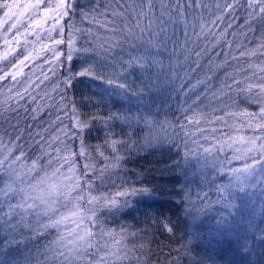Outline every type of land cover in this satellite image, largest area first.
<instances>
[{
	"label": "trees",
	"instance_id": "16d2710c",
	"mask_svg": "<svg viewBox=\"0 0 264 264\" xmlns=\"http://www.w3.org/2000/svg\"><path fill=\"white\" fill-rule=\"evenodd\" d=\"M202 1L213 10L210 34H202L185 59L173 52L171 67L167 47L155 46L160 63L150 72L140 70L134 45L123 51L109 46L105 37L110 34L98 23L102 19L84 18L89 5L81 0L75 6L67 0L73 7L58 23L53 17L61 0H44L40 8H28L17 29L9 31L14 21L0 24L2 148L12 158L36 161L37 178L71 162L78 165L81 189L103 200L127 201L121 214L117 210L103 215L106 225L122 230L120 243L127 253L123 264H264V245L249 231L264 229V216L257 209L261 201L255 204L252 195L249 211L223 235H212L233 199L232 169L239 165L237 154L225 143L264 135V104L249 98L264 89L258 84L264 66L252 69L263 56L245 57V24L251 23L249 12L258 15L256 6L264 0H234L237 8L231 15L225 4L232 0ZM16 2L29 5L35 0ZM4 11L0 21L6 19ZM176 22L173 18L165 26L168 32ZM74 29L75 51L69 60L67 43L54 42L67 41ZM253 37L250 34L249 41ZM252 44L264 46V38ZM248 65L252 67L245 80ZM6 73H14L15 80ZM153 73L159 74L158 80L153 77L159 91H153L154 103L147 104L142 81ZM205 148L212 152L205 154ZM252 205L256 211L250 215ZM186 216L199 218L202 239L190 240L185 234ZM169 222L176 226L174 234L164 230ZM3 230L0 264H26L55 236L53 230L35 234L20 229L12 236ZM245 238L254 245L250 255L241 254Z\"/></svg>",
	"mask_w": 264,
	"mask_h": 264
},
{
	"label": "rangeland",
	"instance_id": "374dc122",
	"mask_svg": "<svg viewBox=\"0 0 264 264\" xmlns=\"http://www.w3.org/2000/svg\"><path fill=\"white\" fill-rule=\"evenodd\" d=\"M81 1L85 5H89V8L82 12L83 17H87V19L93 20L99 16L102 22L105 18L111 19L110 13L113 10L121 11L113 3V0ZM76 2L77 0L73 3V6H75ZM120 2L123 3L124 0H120ZM200 2L203 1L200 0ZM128 3H133V0H128ZM157 4H159L158 0ZM96 7H99V12L92 11ZM211 7V5H204L203 8L197 6V10L194 13L191 15L186 14V20L181 18L176 22L172 32H168L171 37L165 43L167 47L165 57L168 67H171L173 52H177L185 59L189 49L197 44L198 38L202 34H210V30L213 29V10ZM106 9L109 15L107 17L101 16L100 13H103ZM132 23L135 24L136 21L133 20ZM140 23L142 26H147L149 21L141 17ZM154 23L152 26H154ZM100 27L103 30V24H100ZM108 33L110 34L108 36L112 35L111 32ZM250 34L254 35L252 41H249L248 38ZM143 35L144 41H138L134 44V57H143V60H138L140 64L152 59L160 61L159 53H156L155 41L152 40L151 44L148 43L152 39L148 31H145ZM69 36H71L73 41L70 53L72 55L75 51L76 43L75 29L69 33ZM262 38H264V21L258 20L254 24H245V57H250V55L257 53L263 56L255 64V67L248 65L245 68V80L251 67L259 70L264 66V46L253 47L252 44ZM199 45L200 47L203 46V42L201 44L199 42ZM258 84L259 86H264V78L259 80ZM216 94L217 90H214L211 95L213 100L216 98ZM249 98L256 103L264 104V89ZM261 137H264V135L254 134L225 143V147L231 148L237 154L235 156V160L239 163L237 168L243 167L245 162L250 163V155H256V153L249 154L248 149L251 145L248 141L255 140L257 145L264 144V140L260 139ZM78 149L80 153L83 152L80 143L78 144ZM37 164L36 161L26 162L21 161L20 157H10L9 153L0 144V228L3 230L4 227L3 232L10 236L16 233V230L19 232L20 229L35 232V234H43L49 230L55 232V236L50 240V243L40 248L39 251L33 252L31 256L33 260L27 258L26 262H31L32 264H36V261L37 264H78L76 257L69 255V249H72L74 245L78 248H87L88 244L93 245L89 251L96 255V260L93 264H100L99 258L104 257L106 252L115 251L116 249L113 245L117 242L122 250L121 256L126 255L125 246L120 243L123 240L121 236L123 235L122 230L116 226H108L103 221V215H106V213L115 214L118 210V214H121L124 203L117 200L116 206L113 207L110 205V202L114 201L112 200L113 198L107 200L100 198L90 202V196H98L89 189H81L82 185L80 183L82 184V181L78 165L76 167V165L69 162L65 164L64 169L53 170L37 178L35 176ZM231 180L234 184L236 183L234 174L231 175ZM262 194L260 187L254 190L252 196L255 197V204L262 200L263 197L257 200L258 196L260 197ZM21 202H26L30 209L28 211L15 209L14 212H9L10 205L15 206ZM3 211L6 212L5 218ZM93 217H95L94 221ZM9 226L13 227L10 228ZM89 231L93 233L91 239L82 240L81 238ZM109 233L111 235H108ZM98 249L100 250L98 251ZM88 259L90 257L80 260L79 264H87ZM124 261L125 259L122 261L109 259L106 264H123Z\"/></svg>",
	"mask_w": 264,
	"mask_h": 264
},
{
	"label": "snow or ice",
	"instance_id": "6c2138e0",
	"mask_svg": "<svg viewBox=\"0 0 264 264\" xmlns=\"http://www.w3.org/2000/svg\"><path fill=\"white\" fill-rule=\"evenodd\" d=\"M44 0H35V3L29 5H21L16 0H3L0 2V10L4 11V17L6 18L4 21H0V24L6 23L7 21H14L11 23V27L9 31L12 29H17L23 22V17L28 8H40L43 4ZM116 7L121 9V11L113 10L110 15L111 19L105 18L102 22L98 21V23H102L103 27L106 31L111 32L112 35L110 37H105V39L109 40L110 47L112 49L119 48L121 51L124 50L125 46L129 48H133V45L136 42L144 41V32L148 31L149 36L152 38L148 41V43H152V40L155 41L156 47L164 46L165 43L171 38L166 29V25L172 22L173 18L177 21L181 18L186 20V14L191 15L197 10V6L203 8L204 5L200 3V0H160L159 4H157V0H133V3L129 4L128 0H124L123 3L120 0H113ZM72 5L67 3V0H61V4L57 6L54 10L57 15L53 17V19L58 23L62 17H66L69 15V12L72 9ZM111 7V5H109ZM258 15L253 17L249 12V19L251 23H255L257 20L264 21V2L258 4ZM237 8V4L232 0V2H228L225 4V9L229 15ZM248 8H252V3L249 2ZM47 12L53 11L52 9H45ZM92 11L99 12V7L94 8ZM101 16L107 17L109 15L107 9L100 13ZM141 17L147 19L149 24L147 26H142L140 23ZM87 18V17H85ZM135 20L136 23L133 24L132 21ZM123 21V23H121ZM153 22H155V27L152 26ZM39 22H35L34 24L29 25V27H35ZM111 25V27H109ZM157 29L159 30L157 32ZM34 34V33H33ZM17 36H20L21 33L19 31L16 32ZM25 36L29 35L28 32L24 33ZM174 35V32H173ZM118 38V39H117ZM56 45H61L67 43L69 47V55L68 59L71 60V48H72V38L69 36L67 41L63 39L56 40L54 42ZM44 49H42L43 51ZM135 50V49H134ZM54 57H58L59 53H54ZM119 55V54H117ZM30 59V57H25V61ZM137 60H143V57H137ZM160 63L155 59L151 61H147L139 65L140 70L142 72H150L151 66ZM54 71V69H53ZM81 75H85L88 73H80ZM6 76L10 75L13 80H15L16 75L14 73H6ZM159 79V74L153 73L152 75H148L142 81L143 89L147 90V95L144 97L145 102L147 104L154 103L153 100V91H159V87L157 84L153 82V77ZM5 77H0V79H4ZM169 77L165 76V80H168ZM69 85L71 84V80L68 81ZM39 86V85H37ZM120 88L126 87L124 84L119 85ZM264 111V109H262ZM77 125H80V122L77 121ZM82 126V125H81ZM260 139L264 140V137ZM248 143L251 147L248 149L249 154L256 153V155H250L249 158L251 160L250 163L245 162L243 167L232 169V173L234 174V179L236 183L231 185V189L234 191H230V195L233 197L232 200H229L226 204V215L221 216L217 221L215 226V230L213 232V236L215 235H223L225 232L229 231L231 225L234 222H237L241 218V214L245 211H249V199L252 194H254V190L257 187L261 188L262 193H264V144L257 145L255 140H249ZM205 154L211 153L212 148H205ZM253 190V191H249ZM137 190L133 189V193ZM141 192L147 193L148 189H141ZM121 196L126 195L125 193H120ZM100 199L96 196H90V202L96 201ZM234 200H239L240 203H234ZM110 205L115 207L116 201H111ZM125 207H128L127 201L124 204ZM15 209H22L24 211H28L30 206L26 205V202H21L18 205L9 207V212H14ZM259 214L264 216V199L261 200L259 205ZM256 211V206L252 205L250 210V215L252 212ZM95 217H93V221ZM186 227L185 234L188 236L190 240H200L203 238V234L198 231V220L199 218L196 216H186ZM92 221V222H93ZM146 223L151 224V221H146ZM164 230L168 233L175 232V225H171L169 222L165 224ZM146 231V230H145ZM249 231L252 232L253 240H258L262 245H264V229H255L254 231L249 228ZM256 232H259V235H256ZM93 233L91 231L86 232L85 236L82 237V240H90ZM108 235H111L109 233ZM135 235V233H133ZM185 247L187 245H184ZM194 246V245H193ZM253 242L245 238L241 244V254L242 255H250L253 248ZM93 245L88 244L87 248H78L74 245L72 249H69V255L75 256L76 260L79 264L80 260H84L86 257H90L88 259L87 264H93L96 260V255L89 251ZM113 247L116 249L113 252H106L104 257H100V264H106L109 259H113L114 261H122L126 259V255L121 256V249L119 248V243H115ZM144 245H141L143 248ZM100 249H98L99 251ZM62 255V254H60ZM139 259V258H137ZM27 264V262H26ZM251 264V261L249 262Z\"/></svg>",
	"mask_w": 264,
	"mask_h": 264
}]
</instances>
